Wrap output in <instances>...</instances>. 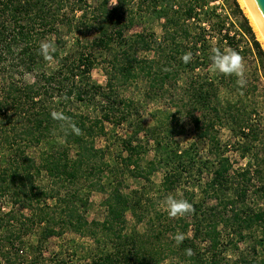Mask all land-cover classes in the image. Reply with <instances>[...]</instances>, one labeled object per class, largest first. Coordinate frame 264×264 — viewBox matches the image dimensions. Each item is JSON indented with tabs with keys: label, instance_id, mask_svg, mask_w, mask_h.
<instances>
[{
	"label": "trees",
	"instance_id": "1",
	"mask_svg": "<svg viewBox=\"0 0 264 264\" xmlns=\"http://www.w3.org/2000/svg\"><path fill=\"white\" fill-rule=\"evenodd\" d=\"M214 46L244 57V87L209 71ZM106 123L130 129L113 163L96 146ZM91 192L105 196L101 221ZM168 195L194 211L169 217ZM66 232L92 240L83 264H264V48L238 0H0V264H74L73 250L42 253Z\"/></svg>",
	"mask_w": 264,
	"mask_h": 264
},
{
	"label": "rangeland",
	"instance_id": "2",
	"mask_svg": "<svg viewBox=\"0 0 264 264\" xmlns=\"http://www.w3.org/2000/svg\"><path fill=\"white\" fill-rule=\"evenodd\" d=\"M100 0H89L90 3L96 4ZM112 3H114V0H111ZM240 6L243 8L245 14L249 18L250 24L253 27V30L256 34L257 39L261 42L262 47L264 48V39L256 26L253 18L251 17L247 7L245 6L244 3L239 1ZM242 3V4H241ZM249 14V15H248ZM138 27H134V30H138ZM72 37L73 35L66 36L67 40V47H70V44H72ZM42 41H51L53 43V36H47L45 39ZM66 47V48H67ZM92 79L98 82L99 84L103 85L105 83V76L104 73L101 69L100 66H96L91 73ZM145 88V83H137L132 86L131 89H128L125 91L126 95H134L135 92H140ZM166 98H162L157 104L155 103H148L142 108L141 113L143 115L144 122L146 124H150L152 122V116L151 113L155 109H167L166 107ZM168 103V102H167ZM184 123L186 124V134L183 135L182 137L178 138L183 144H186L190 141V136H191V125L189 124V121L187 119L183 120ZM106 130H107V138H98L96 139V146L98 147H103L109 145L108 151L106 153V159L110 161V163L114 162L116 159L115 155L117 153L116 147L111 145V142H113L115 137H125L129 133V128L126 125V123H123L121 125H111L109 123H106ZM159 175H156L154 177V180L158 182ZM125 185L129 186L130 188H134L139 186L138 180H135L133 178H128L127 176L125 177ZM105 198L103 193L99 192H91V194L88 197L89 200V206L87 209V215L89 219H96L98 221H101L104 218V208L100 205L102 200ZM127 218L129 219L130 223L131 218L129 214H127ZM28 239H30L33 243L37 240V235L35 233L31 234ZM85 247L84 250L81 249V247ZM93 246L92 240L87 238V237H79L77 234L74 233H69L66 232L64 233L61 237H51L49 238L45 243H43L42 246V253L43 256L48 257L52 253H56L57 251L62 254V256L66 257V259H70V256L72 255L73 251H75V256L71 257L73 263L75 264H83L88 262V260L84 259L87 249ZM239 251H244L246 250V243H240L238 245ZM73 250V251H72ZM233 255V254H232ZM236 255V254H235ZM68 256V257H67ZM53 264V262L51 263ZM164 264V263H163Z\"/></svg>",
	"mask_w": 264,
	"mask_h": 264
},
{
	"label": "clouds",
	"instance_id": "3",
	"mask_svg": "<svg viewBox=\"0 0 264 264\" xmlns=\"http://www.w3.org/2000/svg\"><path fill=\"white\" fill-rule=\"evenodd\" d=\"M253 19L258 21L260 17L257 9L253 6L250 8ZM55 52V45L51 41H42L39 45V55L43 56L46 60H51ZM191 53H185L181 59L184 63H188L191 60ZM209 71L213 74H220L224 76H235L236 84L239 87H244L246 84V71L247 65L244 57L239 51L231 47L220 48L217 46L211 47ZM52 118L58 122H61V127L67 126L75 134H79L80 130L71 121L70 117L63 115L60 112H52ZM162 207L167 215L171 218L182 217L194 211L192 204L183 198H177L174 195H168L162 202ZM183 234L177 232L173 239L180 243L183 240Z\"/></svg>",
	"mask_w": 264,
	"mask_h": 264
},
{
	"label": "water",
	"instance_id": "4",
	"mask_svg": "<svg viewBox=\"0 0 264 264\" xmlns=\"http://www.w3.org/2000/svg\"><path fill=\"white\" fill-rule=\"evenodd\" d=\"M251 7H255L258 11V15L260 17V24L264 31V0H248Z\"/></svg>",
	"mask_w": 264,
	"mask_h": 264
},
{
	"label": "bare ground",
	"instance_id": "5",
	"mask_svg": "<svg viewBox=\"0 0 264 264\" xmlns=\"http://www.w3.org/2000/svg\"><path fill=\"white\" fill-rule=\"evenodd\" d=\"M239 1H241L242 3L245 4V6L247 7V9H248V11H249L251 17L253 18L252 12L250 11L251 6H250L248 0H239ZM242 3H241V4H242ZM248 15H249V14H248ZM253 20H254V19H253ZM254 22H255L256 26L258 27V29H259V31H260V33H261L263 39H264V31H263V28H262L260 22H258V21H256V20H254Z\"/></svg>",
	"mask_w": 264,
	"mask_h": 264
}]
</instances>
